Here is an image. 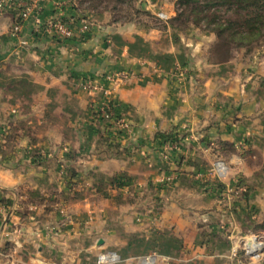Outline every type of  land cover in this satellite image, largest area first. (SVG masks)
Returning a JSON list of instances; mask_svg holds the SVG:
<instances>
[{
    "label": "crops",
    "instance_id": "crops-1",
    "mask_svg": "<svg viewBox=\"0 0 264 264\" xmlns=\"http://www.w3.org/2000/svg\"><path fill=\"white\" fill-rule=\"evenodd\" d=\"M136 1L162 26L42 0L43 23L90 19L87 34L62 39L32 20L15 34L17 11L0 12V91L5 66L25 85L14 102L0 93V120L13 128L0 145V200L13 202L0 216V262L13 253L14 264H96L108 249L122 264L151 253L228 264L234 235H264L248 220L264 218V59L213 61L214 34L170 23L175 0ZM116 74L126 76L110 81ZM88 78L103 91L83 90ZM107 105L127 128L97 120ZM219 184L243 185L250 199L231 210ZM14 239L22 247L6 252Z\"/></svg>",
    "mask_w": 264,
    "mask_h": 264
},
{
    "label": "trees",
    "instance_id": "trees-1",
    "mask_svg": "<svg viewBox=\"0 0 264 264\" xmlns=\"http://www.w3.org/2000/svg\"><path fill=\"white\" fill-rule=\"evenodd\" d=\"M103 0H77L79 10L90 11H110L107 7H101ZM176 16L171 19V24L177 29L186 30L190 26L203 27L206 32L215 35L216 40L209 48V57L215 55L218 57L216 62L223 63L234 58L235 53L241 52L243 55H251L255 53V49H261L262 58L264 59V0H175ZM115 6L113 19L118 21H134L141 20L143 17L154 18L148 11L143 9L142 4L136 0H114ZM128 5L129 10L120 16L119 5ZM126 16V17H125ZM125 17V18H123ZM20 17L16 16L15 24L19 22ZM147 22V21H146ZM147 24H149L147 22ZM150 25V24H149ZM44 26V24L42 25ZM257 52L256 54H260ZM258 56V55H256ZM211 58V57H210ZM20 85V84H19ZM15 91L19 96L25 92V85L15 87ZM106 113L110 114V118H106L97 108L94 113L97 120L107 122L108 127H114L119 116H116L111 106L103 107ZM121 131V129L119 130ZM165 138H169V133L161 134ZM180 137H173L177 142ZM41 159L40 151L34 154L35 159ZM224 161V160H223ZM226 162V161H225ZM238 186V185H237ZM226 186L219 184V189L225 191ZM243 200H249L248 191L243 195ZM0 204L4 205L9 212L13 202L10 199L0 200ZM234 206L231 210H234ZM264 230V224L261 225ZM256 232V231H255ZM14 244L8 242L5 251H13Z\"/></svg>",
    "mask_w": 264,
    "mask_h": 264
},
{
    "label": "built area",
    "instance_id": "built-area-1",
    "mask_svg": "<svg viewBox=\"0 0 264 264\" xmlns=\"http://www.w3.org/2000/svg\"><path fill=\"white\" fill-rule=\"evenodd\" d=\"M42 0H0V12L6 10H16L19 22L13 26V32L18 34L21 32L24 24L29 20H32L37 27H43L47 33H52L59 36L62 39H71L75 34L84 35L91 30V21L88 17H83L77 23L73 21L65 20L61 14L55 15L52 19L42 22L41 18L36 14L37 9ZM44 24V26H42ZM184 71L182 75H184ZM118 76H126V74H116L110 77V81H116ZM83 90L90 92L103 91L102 85L96 83L94 80L88 78L85 79L80 86ZM100 113L107 119L110 118V114L106 113L104 108H100ZM116 129L127 128L126 124L118 119L113 121ZM227 164L222 160H217L214 164V171L219 179H223L227 175ZM232 189L230 186H226L225 191L230 192ZM238 189L237 192H240ZM224 191V192H225ZM234 197H230L227 193V197H223L224 201L230 202ZM229 204V203H227ZM7 208L0 204V216L5 219L7 216ZM14 248L12 252L17 251L22 245L18 239H14ZM4 259L0 264H14L13 253L3 255ZM228 264H264V235L262 233H248L246 235L237 234L234 235L231 241L230 253L228 256ZM124 259L115 251L102 250L98 253L97 264H117L123 262ZM165 262V264H172L169 257L162 256L158 253H151L143 257L137 258V264H158L159 262Z\"/></svg>",
    "mask_w": 264,
    "mask_h": 264
},
{
    "label": "rangeland",
    "instance_id": "rangeland-1",
    "mask_svg": "<svg viewBox=\"0 0 264 264\" xmlns=\"http://www.w3.org/2000/svg\"><path fill=\"white\" fill-rule=\"evenodd\" d=\"M114 6H115L114 0H103L102 4H101V7H104V8L107 7L112 14L114 13V12H112L113 11L112 9H113ZM118 9L121 10L119 12L120 16H122V14H124L125 11L129 10L128 5H126V4L119 5ZM125 17H123V18H125ZM153 17L156 18V20H154L153 18H149V17H143L141 19V21H143L145 23L148 22L151 26H153V25L155 26L156 24H158L161 27L162 25L159 24V22H163L164 20L161 21L160 18H158L157 16L156 17L153 16ZM189 28H191L192 31H196L197 35L202 34L203 32H205L203 27H200V28L198 27L197 28L195 26H190ZM260 50L261 49L256 48L255 49V54L257 52H259ZM256 55L261 57L262 56V52L260 54H256ZM247 56L248 55H245V58H248ZM210 57H211V59L213 61H216L218 59V57L215 56V55H213V56L211 55ZM241 59H242V56H241ZM5 70L6 71L4 73H6V75L8 77V80L6 81L7 84H4L5 85L4 89H1V91H0L1 97L4 96V93H5V95L8 97V99L12 100V102H14L15 99H19L20 100L21 96H19V94L15 91V87H19L20 85H18V83L15 84L13 82V80H16L17 77L19 78L22 74L18 70L14 69L13 65L5 66ZM7 97H6V99H7ZM11 126L12 125H10L8 122L0 120V135H2V137L0 139L1 140V142H0L1 146L8 145V144H10V141H12V134L11 133H13L12 132L13 128ZM227 153H228V151H226V153L223 152L224 158L227 156ZM41 155L43 156V154H41ZM41 159H42V157H41ZM39 160H40V156H39ZM230 187L232 188V189H230L231 191L227 192V190H226L223 193V197H227V193H228L230 197H234V198L230 202H226V201H224V202L226 203V206H227V203H229L232 208L235 206L236 208L239 207L241 209V203H242L241 201L243 200L242 195L246 192V188L243 185H241V186L240 185H238V186L231 185ZM238 189H241L240 192H237ZM259 219L260 218H256V219H254L252 217L248 218V220L251 221L252 230H254L256 232L263 231V230H261V225L264 224V218L261 221H259ZM122 263H120V264H122ZM96 264H97V261H96Z\"/></svg>",
    "mask_w": 264,
    "mask_h": 264
},
{
    "label": "water",
    "instance_id": "water-1",
    "mask_svg": "<svg viewBox=\"0 0 264 264\" xmlns=\"http://www.w3.org/2000/svg\"><path fill=\"white\" fill-rule=\"evenodd\" d=\"M195 33V31H193ZM196 37H199L198 35H196ZM0 49H1V45H0ZM8 220V219H7ZM7 222V221H6Z\"/></svg>",
    "mask_w": 264,
    "mask_h": 264
}]
</instances>
